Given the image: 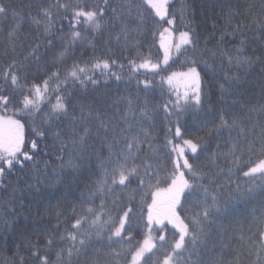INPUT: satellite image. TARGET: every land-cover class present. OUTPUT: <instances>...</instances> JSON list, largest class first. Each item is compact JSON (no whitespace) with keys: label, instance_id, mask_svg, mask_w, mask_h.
<instances>
[{"label":"trees","instance_id":"1","mask_svg":"<svg viewBox=\"0 0 264 264\" xmlns=\"http://www.w3.org/2000/svg\"><path fill=\"white\" fill-rule=\"evenodd\" d=\"M8 9L7 16H0V53L8 47V33L13 26L19 24L18 36L23 40L25 49L20 52L19 59H23L27 46L33 42V37L37 35V30L31 24L29 12L33 15L36 12L35 5L41 3V0H0ZM47 2V0H46ZM54 2V0H51ZM61 2L75 3L76 0H61ZM128 0H109L108 13L105 17V25L100 32H93L86 25H80L73 29L65 18L66 14L61 12L55 23V28H62L63 31H55V37L70 34L73 30L79 31L84 37L69 51L72 53L69 59L59 64L61 71L65 67H70L74 62L79 63L82 67H89V75L99 81V85L94 87L88 84L86 87L69 83L62 92H57L52 95L50 101H46L41 105L43 111L35 119L37 123L41 120L44 113L47 112L52 103H55L56 95L71 94V107L75 108L77 114L79 107L84 104H93L96 108L109 109L103 114L106 118L115 117L117 120L127 110L128 100L135 102V112L139 117L140 109L146 108L149 115L153 118L141 123L142 131L148 132L151 137V143L154 147L163 148L166 139V121L163 111V105L170 99L176 98L175 93L178 91L181 96L186 92H190L194 85L186 77L179 74L186 73L190 67H197L201 76L205 81V90L209 91L210 69L205 67L202 61H207L208 65L216 68L217 75L223 76L228 71L227 58L228 56L239 55L241 57H251L253 63L246 65L245 69L237 72L236 67L228 72L229 75H239L244 91L242 99L238 97H229L228 102L233 99H240V103L233 108V114L239 117V127L231 132L225 130L217 137L213 134L211 137L206 133L213 127L212 123L202 124L199 128H189V134L185 139L191 138L195 140L197 137H204L205 150L201 152L198 159H191L192 153L186 152L189 162L202 168L204 172L214 171L220 172L224 170V175L212 176L209 179L202 180L205 186L209 187V204H212L211 196H217V202L214 207L221 209L219 214L210 217V223L203 225L205 235L193 244L189 239L187 241L186 250L177 258L179 264H264V241L262 240L264 233V191L261 187L264 186V177L256 175L255 177H244L243 172L247 171V167L251 165L241 166L237 171L232 164V157L225 160L223 157L218 161V167L209 169L207 167L209 161L206 157L212 152H226L227 147L217 149V144L224 145L228 143L231 146L230 137L237 138L238 134L243 129L249 142L255 141L257 147L259 142L264 137L261 136L264 130V93L261 91V86L264 85V31H261V21H264V0H168L167 18L175 16L176 25L175 35L180 31L187 30L183 27L185 23L191 21L192 27L195 29L198 40V47L195 52L189 49L185 55H181L178 59L173 57L167 66L161 64L164 69L157 73H152L141 69L139 73L133 74L128 67V60L135 57L137 48L133 47V41L139 40L143 47L139 49L145 53L151 51L153 63L163 60V51L160 48V32L164 28L169 27L165 19L155 16L154 10L143 0H132L134 5H139L141 12L146 17L145 24L142 27V33L137 34L132 31L129 36L127 46L123 37L117 40V33L120 32L122 24L126 23L129 29L135 30L139 26V17L133 11L131 16L127 15V10L124 9V18L119 21L112 19V8H117L121 11L120 5L127 3ZM89 5L103 4L104 0H88ZM33 5L29 8L28 5ZM23 9L20 18L13 20L11 10ZM184 11V18L181 19V10ZM229 13H231V21L229 22ZM159 22V23H158ZM237 25L240 26V31H235ZM155 32V36L153 33ZM228 33L223 42L220 38L222 34ZM234 33V34H233ZM27 39H23L24 37ZM167 37V34H166ZM52 39V37H49ZM243 41V44H241ZM67 41L57 39L54 48L45 52L42 46L39 54H43L39 68L40 73H37V65L32 61V74L29 75V82L41 83L47 76L49 71L54 68L47 67L55 54L61 51ZM47 44V41H44ZM203 51L201 54V50ZM237 49H242L237 52ZM223 51L224 55H221ZM216 53L213 60L212 54ZM186 56L189 59H197L201 61L197 65L186 63ZM115 59L117 65L112 67L111 72L120 76V80H116L115 76L110 74H102L101 69L92 71L90 64H94L96 59ZM34 60V58H33ZM223 61V65H222ZM139 63V61H137ZM0 64L6 66L5 59L0 56ZM120 64L125 67L121 69ZM171 73H177L174 78L171 89L165 83L161 85V77H167ZM63 75L61 76V79ZM185 78V79H184ZM154 81L151 89L145 91L143 85L138 86V81L143 80ZM222 82V81H220ZM55 81L52 82L55 85ZM211 101L205 104V109H209L215 105L219 111L220 105H217L219 98L218 88H211ZM5 95L8 93L5 92ZM117 100H122V103H115ZM13 104L9 105V115ZM158 113V114H157ZM4 114V110L0 109V115ZM14 119H20L25 124V140L27 148L31 149L33 140H37L38 150H31L30 155H34V159L26 163L23 168L17 164L9 169L7 165L0 164V167L5 168L4 175L0 179V264H40L39 257L46 256L50 264H67V249L68 244H60L59 238L61 235H67L72 231L71 225L73 221L84 211L81 209L79 195L81 191H85L84 184L81 183L79 188L72 189L73 195L68 201L58 200L67 190V181L71 180L68 175L70 168L67 166L69 155L67 152L61 153V141L55 140L53 133L56 128L52 127L48 133L47 139H37L32 131L33 125L31 118L25 120L21 115H16ZM171 119L175 120L173 116ZM191 117L188 120L191 121ZM231 119V117H229ZM54 123H59L55 121ZM64 123H68L67 120ZM123 127L121 123L119 125ZM174 127V126H173ZM93 145L88 149V152L93 156V165H98L99 160L95 159L99 156L101 159L107 157V146L100 139L90 141ZM175 143H181L176 140ZM246 148L247 145L245 144ZM144 152L148 151L147 142L143 146ZM144 154V153H142ZM22 160L23 157H20ZM255 161V156L252 157ZM249 156L245 155L242 161L246 163ZM65 165L64 172L60 171V165ZM47 165V166H46ZM232 169L231 180L228 178V170ZM103 170L99 167L93 168L91 180L101 179ZM210 180H215V184H210ZM137 182L129 185L128 189L121 191L117 188L111 196L107 197L109 208H111L112 200L119 198L123 202V207L128 206V197L132 194L131 189L136 187ZM217 185L220 187L217 188ZM239 186V189L238 187ZM166 187V185H161ZM55 191L54 195L49 197V193ZM40 190L44 194L45 203L41 206L39 215H36L35 201L32 193ZM143 191L136 194L134 204V214L132 216V239L130 243L113 245L112 248L122 250V257L114 264H131L132 252L136 247L149 235L147 226V203L151 202L150 192L146 197H143ZM256 193L249 197V193ZM142 197L146 202L141 203ZM101 197H97L94 204H85L84 208L95 207L99 211ZM23 204V207H21ZM15 208V212H10V209ZM73 208L76 209L77 216H71ZM194 209L192 203H185L184 209L179 210L181 217L191 216ZM63 213L57 219V213ZM92 217H89V222ZM118 224V220H117ZM89 225L86 224L81 229V232H88ZM169 241H172L175 229L168 225L164 229ZM127 236V233L124 234ZM154 242L157 243L159 249L160 230L154 229L151 234ZM82 238V237H79ZM55 240L56 243L51 247L48 245L49 240ZM92 242L86 248V254H82L79 258L73 257L71 264H92L99 250L100 258L104 259L106 254L112 251V248L107 246V234H104L103 241L97 242L98 237L93 231L91 237ZM131 247V251L128 249ZM64 249L65 256L63 260L58 258L57 252ZM170 248L157 250L147 258H142V264H162L165 255L170 252ZM35 254V255H34Z\"/></svg>","mask_w":264,"mask_h":264},{"label":"snow or ice","instance_id":"2","mask_svg":"<svg viewBox=\"0 0 264 264\" xmlns=\"http://www.w3.org/2000/svg\"><path fill=\"white\" fill-rule=\"evenodd\" d=\"M143 3L148 4L155 12V16L162 20L167 18L168 0H143ZM29 8L33 5L29 4ZM37 9L31 17V24L35 26L37 35L33 37V42L27 46L23 59H19L20 52L25 49L23 40L18 36L20 25L17 24L9 31L8 47H6L0 56L6 61V66L0 64V109L4 110V114L0 115V164L7 165L9 169L19 164L23 166L34 159L35 153L30 155L31 150H38L37 140L31 143V149L27 148L25 140V124L20 119H14L16 115H21L23 119L31 118L33 125L32 131L37 139H47L48 133L52 127L57 130L53 133L55 140L61 141L60 150L63 154L67 152L69 160L67 166L71 169L68 175L71 180L67 181V190L58 200L68 201L73 195L72 189L79 188L80 184H84L85 191H81L79 200L81 209L84 215L78 216L72 223V231L67 235H61L59 238L60 244H68L67 249V264H71L73 257L79 258L82 254H86V248L92 242L91 237L93 231L98 237L97 242L103 241L104 234H107V246L112 248L113 245L130 243L132 239V216L134 214L136 194L143 191V197H146L149 192L151 202L147 203V226L149 235L136 247L132 252L131 264H142V258H147V255L153 254L157 250L170 248L162 264H179L177 259L187 248V241L190 239L195 244L201 236L205 235L204 227L206 223H210V217L219 214L220 208L214 207L217 202V196L212 195V204H209V187L200 183L202 180L209 179L212 176L224 175V170L220 169L219 173L214 171L204 172L201 167L190 163L186 152L190 151L193 155L191 159H198L201 152L205 150L204 137H197L195 140L185 136L189 134V128H199L200 125L212 123L213 127L206 133L211 137L215 134L220 136L225 130L231 132L239 127V117L233 114V108L240 103V99L244 96V91L239 75H229L228 72L235 66L237 72L245 69L246 65L253 63L251 57L228 56L227 65L228 71L223 76L217 75L216 68L208 65L207 61H202L206 68L210 69L209 91L205 90V81L201 76L197 67L193 66L186 73L179 74L186 77L192 87L190 92L186 91L182 96L177 91L176 98L170 99L163 105V111L166 121V139L163 148L154 147L151 143V137L148 132L142 131L141 123L151 120L153 117L149 115L146 108H141L139 117L135 112V102L128 100L127 110L117 120L115 117L106 118L103 114L109 109L96 108L93 104H82L79 107V112L71 107V94L56 95L55 103L51 104L50 109L44 113L43 117L37 123L36 117L43 111L41 105L46 101H50L52 95L57 92H62L69 83L79 84L86 87L92 84L94 87L99 85L93 75H89V67H82L79 63L74 62L70 67H65L63 71L59 68V64L70 58L72 53L69 51L78 41L84 39L79 31L73 30L70 34L55 37V31H63L62 28L56 29L55 23L61 17V12L65 13V18L68 19L70 26L75 29L80 25H86L93 32H100L106 21L105 17L108 13L109 0H104L101 4L89 5L88 0H76L75 3L61 2V0H41V3L36 4ZM121 11L117 8H112V19L119 21L124 18V9L127 10V15L131 16L133 11L139 17V26L137 29H129L124 23L120 27V32L117 33V40L123 37L125 45L129 42V36L132 31L137 34L142 33V27L145 24L146 17L140 10L139 5H134L132 0L120 5ZM17 9L11 10L13 20L20 18L21 12ZM184 11L181 10V19L184 18ZM9 9L0 2V16H7ZM231 21V13H229V22ZM169 27L164 28L160 32V48L163 49V60L153 63L151 51L145 53L140 51L143 47L139 40L133 41V47L137 48L134 58L128 60V67L133 74L139 73L141 69L157 73L164 70L161 64L167 66L169 61L175 57L178 59L181 55H185L189 49L193 52L198 47L197 34L192 27L191 21L183 25L187 30L180 31L178 38L175 35V16L167 18ZM159 23V22H158ZM235 31H240V26L237 25ZM261 31H264V21H261ZM167 34V38H166ZM234 34V33H233ZM228 33L222 34L220 40L224 41ZM155 36V32L153 33ZM52 37V39H49ZM23 39H27L25 36ZM57 39L67 41L63 49L55 54L47 67L55 70L49 71L45 79L41 83L29 82V75L32 74V61L37 65V73H40L39 64L43 59V54L40 49L43 46L45 52L55 47ZM47 41V44H44ZM243 44V41H241ZM242 49H237L240 52ZM207 49L201 50V54ZM216 53L213 52L212 59H215ZM221 55L224 53L221 51ZM34 58V60H33ZM139 61V63H137ZM186 63L197 65L201 61L197 59L185 58ZM117 65L115 59H100L97 58L94 64H90L92 71L101 69L102 74H110L115 76L116 80L121 77L111 72L112 67ZM223 65V61H222ZM123 69L125 66L120 64ZM63 78L61 79V76ZM177 73H171L167 77H161V85L167 84L171 89L174 78ZM55 81V85L52 82ZM222 81V82H220ZM154 81L143 80L138 81V86L143 85L145 91L152 88ZM211 88H218L219 98L217 105H220L219 111L213 105L209 109H205V104L211 101ZM261 91L264 93V85L261 86ZM8 94L5 95L4 93ZM229 97H238L228 102ZM122 100H117L115 103H122ZM13 104L11 115H9V105ZM158 114V113H157ZM175 116L173 120L171 117ZM191 117V121L188 117ZM231 117V119H229ZM67 120L68 123H64ZM59 121V123H54ZM123 127H120V124ZM174 126V127H173ZM264 137V130L261 132ZM100 139L107 146L108 155L99 160L98 165H93V156L88 152V149L93 145L90 143L93 139ZM231 146L228 143L224 145L217 144V149L227 147L226 152L214 151L206 159L209 161L207 167L214 169L218 167V161L223 157L227 160L232 157V164L239 171L241 166L247 167V171L243 172L244 177H255L257 174L264 177V139H261L259 146L255 141L249 142L243 129L238 134L237 138H229ZM176 140L181 143H175ZM147 142L148 151L144 152V144ZM247 145L245 148L244 145ZM144 153V154H142ZM248 155L249 160L244 163L243 156ZM255 156V161L252 157ZM20 157H23L21 160ZM47 166V165H46ZM99 167L103 170L102 178L91 180L93 168ZM65 165H60V171L64 172ZM5 172L4 167H0V179ZM232 169L228 170V178L231 180ZM133 182L136 187L131 189V195L128 197V206L123 207V202L117 197L112 200L111 208H109L107 197L111 196L117 188L121 191L128 189ZM215 180H210V184H215ZM166 185V187H161ZM2 186V185H0ZM220 186L217 185V188ZM239 189V186H237ZM55 191L49 193V197L53 196ZM264 191V186L261 187ZM256 193H249V197ZM101 197L99 211L95 207L84 208L85 204H94L97 197ZM35 201L36 215L40 214L41 206L45 203L44 194L37 190L32 193ZM142 197L141 203L146 202ZM191 202L194 211L192 215L181 217L179 210L184 209L185 203ZM23 207V204H21ZM14 213L15 208L10 209ZM63 213H57V219ZM71 216H77L76 209L73 208ZM89 217H92L89 222ZM118 220V224H117ZM88 224L90 230L81 232L84 225ZM171 225L175 229L172 241L170 242L164 229ZM160 230L159 249L154 238L150 235L154 229ZM127 233V236L124 234ZM82 237V238H79ZM56 243L55 240H49L48 245ZM131 251V247L128 249ZM147 254V255H146ZM35 255V254H34ZM58 258L63 260L65 256L64 249L61 248L57 252ZM122 257V250L118 251L112 248V251L106 254L104 259L100 258L99 250L92 264H114ZM40 264H50L46 256L39 257ZM23 264V261L21 262ZM159 264V262H158Z\"/></svg>","mask_w":264,"mask_h":264},{"label":"rangeland","instance_id":"3","mask_svg":"<svg viewBox=\"0 0 264 264\" xmlns=\"http://www.w3.org/2000/svg\"><path fill=\"white\" fill-rule=\"evenodd\" d=\"M176 37L178 38V35H176ZM167 38V37H166ZM162 51H163V49H162ZM182 73H184V72H182ZM185 79V78H184ZM264 230V229H263ZM262 240L264 241V233H263V237H262Z\"/></svg>","mask_w":264,"mask_h":264}]
</instances>
